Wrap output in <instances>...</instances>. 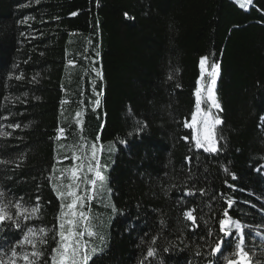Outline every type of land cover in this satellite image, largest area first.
I'll return each mask as SVG.
<instances>
[{
    "label": "trees",
    "instance_id": "trees-1",
    "mask_svg": "<svg viewBox=\"0 0 264 264\" xmlns=\"http://www.w3.org/2000/svg\"><path fill=\"white\" fill-rule=\"evenodd\" d=\"M246 5L0 0V190L40 197L29 225L56 224L48 177L95 144L105 181L84 209L98 249L89 264H140L149 247L145 264H226L231 242L209 255L225 212L250 225L245 250L264 264V0ZM214 63L213 153L194 146L184 122ZM192 209L196 225L183 215ZM19 238L4 228L0 249Z\"/></svg>",
    "mask_w": 264,
    "mask_h": 264
},
{
    "label": "snow or ice",
    "instance_id": "snow-or-ice-1",
    "mask_svg": "<svg viewBox=\"0 0 264 264\" xmlns=\"http://www.w3.org/2000/svg\"><path fill=\"white\" fill-rule=\"evenodd\" d=\"M251 3L252 0H244L240 6L245 7L246 4ZM125 15L127 16V14ZM207 60L208 57H202L200 60L202 77ZM218 74L219 65L214 63L208 73L211 80L207 87V98L203 101L206 104L210 103L211 108L216 109L221 108L214 93ZM201 93V88L197 87L195 91L196 112L192 114L191 123H187L185 126L193 129L192 139L196 148L214 153L218 149L217 142L213 138V129L222 121L213 117L210 109L207 112L201 110ZM9 127L19 128L20 125H9ZM61 147L64 146L61 145ZM88 152L90 155L81 149V155L73 154L72 156V160L78 161V163H75L71 168L60 169L59 176L48 177L49 182L53 183V190L56 192L57 198L61 201L56 224L52 228L35 227L28 224L29 221L39 219L42 215L39 196L36 197L34 204H29L24 202L23 197L14 199L9 197L5 191L0 190V231H3L4 228H11L20 233V238L7 246V251L0 249V264H18L19 261H22L23 264H89L93 256L98 254V249L90 243V238L95 237L96 232L91 223V217L84 209L86 204L94 198L98 185L103 187L105 177L96 156V145H91ZM257 170L259 171V169ZM53 171L55 172L56 169L54 168ZM65 178L69 180V183L63 182ZM81 185L85 187L82 188ZM186 194L192 195L193 191L189 189ZM229 204L231 205V201ZM194 211L195 209L186 211L183 215L187 220L192 221L193 225H196L197 218L193 215ZM224 216L226 219L219 221L220 232L223 235L212 246L209 255H223V246L231 242L232 246L229 249L231 255L226 257V264H251L249 251L245 250V226L238 220H232L227 212L224 213ZM86 236L89 239H85ZM50 239L55 242V247H51L49 250ZM152 242L155 243V240ZM29 246L30 251L28 250ZM197 254L199 255V253ZM155 255L156 250L149 247L145 259ZM145 259H142L140 264H145Z\"/></svg>",
    "mask_w": 264,
    "mask_h": 264
},
{
    "label": "rangeland",
    "instance_id": "rangeland-1",
    "mask_svg": "<svg viewBox=\"0 0 264 264\" xmlns=\"http://www.w3.org/2000/svg\"><path fill=\"white\" fill-rule=\"evenodd\" d=\"M234 1H237V3H242L240 0H239V2H238V0H234ZM247 6V5H246ZM245 6V7H246ZM206 71V68L204 67V72ZM210 80H211V77H209V78H207L205 81H200L199 82V85H198V87H200L201 88V90H202V93H201V95H202V103H201V110L202 111H204V112H207V111H209V109H210V111H211V113H212V116L213 117H215V118H219L218 116H217V114H216V108H211V106H210V103H208V104H206V103H204L203 101L204 100H206V98H207V87H208V85H209V83H210ZM215 93V92H214ZM194 112H196V107H195V109H194V111L192 112V114L194 113ZM191 118H192V115H191V117H190V119H189V121H185L184 122V127L185 128H187V129H189L188 127H186L185 125L187 124V123H191ZM199 118V117H198ZM217 126V125H216ZM216 126H215V128H216ZM215 128L213 129V138L216 140V142H217V139H216V136H215ZM191 129V128H190ZM192 133H193V129H191V139H192ZM192 142H193V144H194V146H195V142H194V140L192 139ZM217 146V145H216ZM200 149H202V148H200ZM204 150V149H203ZM258 169V168H257ZM256 169V171H258ZM259 174L260 175H262V176H264V165H262L261 167H260V169H259ZM103 187H101L100 189H102ZM230 205V204H229ZM245 205L247 206V207H251V208H253L254 207V205H252V204H250V203H245ZM242 225H244L245 227H244V235H245V232H247V231H252V228L250 227V225L248 224V223H246V222H240ZM254 230V229H253ZM233 232H234V229H233ZM245 237V236H244ZM233 239H235V236H233ZM245 244H246V242H245ZM218 255V254H217ZM250 256V255H249ZM251 258V257H250ZM252 264V263H251Z\"/></svg>",
    "mask_w": 264,
    "mask_h": 264
}]
</instances>
